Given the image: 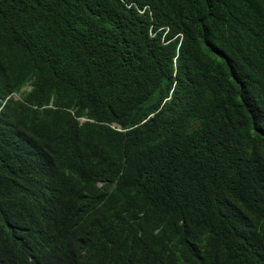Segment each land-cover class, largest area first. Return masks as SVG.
<instances>
[{"label": "trees", "instance_id": "1", "mask_svg": "<svg viewBox=\"0 0 264 264\" xmlns=\"http://www.w3.org/2000/svg\"><path fill=\"white\" fill-rule=\"evenodd\" d=\"M0 264H264V0H0Z\"/></svg>", "mask_w": 264, "mask_h": 264}, {"label": "clouds", "instance_id": "2", "mask_svg": "<svg viewBox=\"0 0 264 264\" xmlns=\"http://www.w3.org/2000/svg\"><path fill=\"white\" fill-rule=\"evenodd\" d=\"M13 95H14L15 98H18L19 97L18 94H13Z\"/></svg>", "mask_w": 264, "mask_h": 264}]
</instances>
